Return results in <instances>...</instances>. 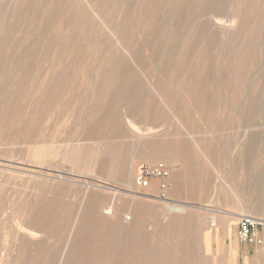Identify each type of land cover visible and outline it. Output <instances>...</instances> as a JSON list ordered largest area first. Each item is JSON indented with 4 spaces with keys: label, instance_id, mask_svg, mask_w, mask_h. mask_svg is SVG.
Listing matches in <instances>:
<instances>
[{
    "label": "rangeland",
    "instance_id": "rangeland-1",
    "mask_svg": "<svg viewBox=\"0 0 264 264\" xmlns=\"http://www.w3.org/2000/svg\"><path fill=\"white\" fill-rule=\"evenodd\" d=\"M258 193L264 0H0V264H264Z\"/></svg>",
    "mask_w": 264,
    "mask_h": 264
},
{
    "label": "built area",
    "instance_id": "built-area-1",
    "mask_svg": "<svg viewBox=\"0 0 264 264\" xmlns=\"http://www.w3.org/2000/svg\"><path fill=\"white\" fill-rule=\"evenodd\" d=\"M169 175V169L164 163L141 164L135 171V182L139 189L148 188L151 178L165 179ZM165 188V184H161ZM236 238L239 243L252 245L259 249L264 256V218L256 217L250 214H238ZM215 221L211 226H215Z\"/></svg>",
    "mask_w": 264,
    "mask_h": 264
},
{
    "label": "bare ground",
    "instance_id": "bare-ground-1",
    "mask_svg": "<svg viewBox=\"0 0 264 264\" xmlns=\"http://www.w3.org/2000/svg\"><path fill=\"white\" fill-rule=\"evenodd\" d=\"M213 16V15H212ZM213 18V17H212ZM219 18V17H218ZM221 19V18H220ZM226 19V18H225ZM212 20H214V22L215 23H220V21H219V19H217V17L214 19H212ZM224 20V19H223ZM224 25V24H223ZM240 79V78H239ZM241 81V80H240ZM209 87V86H208ZM21 91V90H20ZM206 99V98H205ZM205 101V100H204ZM2 102H3V100H2ZM11 102H14V101H11ZM11 102H8V105L9 106H13V104L11 103ZM253 103V102H252ZM253 104H251V106H252ZM204 108V107H203ZM180 109V108H179ZM146 112V111H145ZM147 114V113H146ZM159 120V119H158ZM252 141V140H251ZM251 143V142H250ZM158 145V144H157ZM244 145V144H243ZM248 146V145H247ZM154 149V148H153ZM158 150V149H157ZM210 150V149H209ZM109 151V150H108ZM185 155V154H184ZM111 156V155H110ZM187 156V155H186ZM237 157V156H236ZM113 158V157H112ZM237 160V159H236ZM245 160V159H244ZM241 161V160H240ZM246 161V160H245ZM245 163V162H244ZM242 165V164H241ZM244 166V165H243ZM113 167V166H112ZM118 172V171H117ZM244 172V173H243ZM243 177L245 176V177H249V179H252L253 180V176L252 175H250L249 176V171L248 172H246V170L245 169H243ZM246 175H248V176H246ZM242 176V175H241ZM246 180V179H245ZM251 180V181H252ZM247 181V180H246ZM236 183V184H235ZM235 183H234V186L235 187H237V188H240L237 184H239V182H237V181H235ZM186 185H187V181H186V183H185ZM243 184H245V183H243ZM247 185H248V182H247ZM249 186V185H248ZM183 190V189H182ZM254 191L251 193V194H255L256 193V191H258V190H256V187L253 189ZM189 191V190H188ZM184 192V191H183ZM192 192V191H191ZM202 192V191H201ZM259 192V191H258ZM259 195V197H260V194L261 193H258ZM22 197V196H21ZM258 197V198H259ZM25 199V198H24ZM20 201V200H19ZM253 202V201H252ZM15 204V203H14ZM251 204V203H250ZM16 206V205H15ZM253 208H255L256 210H259L260 211V198H259V200H257V201H255L254 203H253ZM249 207H250V205H249ZM252 207V206H251ZM20 208V207H19ZM109 208H111V207H109ZM94 209V208H93ZM211 209V208H210ZM31 210V209H30ZM54 211V210H53ZM92 211V210H91ZM142 211V210H141ZM213 211V210H212ZM250 211H251V209H250ZM215 212L216 213H218V212H220L219 210H215ZM223 213V212H222ZM241 213V212H240ZM252 213V212H251ZM67 214V213H66ZM215 214V213H214ZM223 214H225V213H223ZM232 214V213H231ZM90 216V215H89ZM217 216V215H216ZM77 217V216H76ZM215 217V216H214ZM30 218V217H29ZM61 224V223H60ZM94 224V223H93ZM120 227L117 225L116 226V234H118L119 236H120V229H119ZM228 228V227H227ZM100 229V228H99ZM55 230V229H54ZM228 231V230H227ZM137 232V231H136ZM104 234L106 235L107 234V230H104ZM121 237V236H120ZM131 237V236H130ZM124 238V237H123ZM126 238V237H125ZM131 240H133V247L134 248H137L136 246L137 245H139V243H137V241H134V240H136V239H134V238H130ZM135 245V246H134ZM188 246V245H187ZM109 247V246H108ZM147 250H148V253H147V255H145L144 257H143V259H142V261H143V263H145V264H164V262H165V254H164V251H162L161 249H159V248H153V249H148L147 248ZM67 261V260H66Z\"/></svg>",
    "mask_w": 264,
    "mask_h": 264
},
{
    "label": "crops",
    "instance_id": "crops-1",
    "mask_svg": "<svg viewBox=\"0 0 264 264\" xmlns=\"http://www.w3.org/2000/svg\"><path fill=\"white\" fill-rule=\"evenodd\" d=\"M261 197H262V198H261ZM261 199H264L262 193H261V195H260V211H263V210H264V204H262Z\"/></svg>",
    "mask_w": 264,
    "mask_h": 264
}]
</instances>
